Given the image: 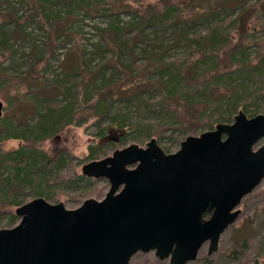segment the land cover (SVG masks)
Instances as JSON below:
<instances>
[{
  "label": "rangeland",
  "instance_id": "obj_1",
  "mask_svg": "<svg viewBox=\"0 0 264 264\" xmlns=\"http://www.w3.org/2000/svg\"><path fill=\"white\" fill-rule=\"evenodd\" d=\"M85 1L36 0L37 3H34L29 0H0V24L8 22L4 26L6 31L0 29V101L5 105L0 118V187L5 185L3 180L10 176L3 162L20 148L30 150L36 147L48 156V163L32 173L33 178L40 179L44 171L52 176L51 181L44 185L50 197L25 192V203L44 197L51 203L63 202L67 208L75 209L88 198L102 200L109 191L110 183L105 178L94 179L83 175L84 164L103 159L116 149L131 144L145 146L152 138H156L168 153L176 152L187 136L213 130L218 124L210 128L205 123L209 119L206 115L205 122L201 121L205 126L189 129L177 120L176 112L162 111L158 106V102L164 100V93L159 88L160 67L150 66L153 62L159 64L161 60L165 67L171 66L170 70L180 68L184 75L182 80L186 82L193 70H197L193 65L204 51L200 45L191 44L190 39L206 36L212 25L210 22L196 25L191 21L193 10L184 0H174L173 6L177 10L171 11L173 17L159 24H155L150 16L160 12L162 0ZM255 2L249 0L247 8ZM58 10L61 17L53 14ZM255 10L246 34H239L230 24L238 16L239 9L227 8L220 13L223 18L221 32L225 30L222 36L230 34L231 37V41H225L229 43L227 49L238 45L237 52L242 50L248 56L233 67H242L237 68L240 71L264 64V0ZM209 13L214 16L212 9ZM177 29L185 31L183 38L178 37ZM221 56H224L223 53ZM114 62L133 71L128 73L131 79L126 83V75L116 79H121L123 86L132 84L139 93L129 100L110 96L108 109L100 110L99 107V112L91 115L92 102L83 93L87 85L82 83V71L88 70L87 81L95 80L93 88H97L102 82V75L96 79L95 72L109 64L118 70ZM152 71L154 73L150 75ZM259 82L258 87L261 86V91H264V78ZM67 85H72L70 94L78 97L75 117H71V122L61 124L55 135L41 143L16 138L28 126L34 125L39 114L44 113L50 104H65L69 100L67 98L73 97L66 91ZM95 90L92 92L94 99L99 97V92ZM101 98L97 99L98 102ZM260 103L264 105V99ZM245 105L240 109L245 111ZM123 107L128 109L130 117L126 130L113 128L101 139L99 130L110 125L114 114ZM263 113L264 107L259 114ZM247 115L255 116L251 111ZM233 121L234 117L223 123ZM141 125L148 129L138 131ZM263 143L264 139L258 146ZM61 157L67 163L58 170L57 161ZM7 191L4 197L0 196V204L4 205L0 211V229L12 228L20 222L15 214L18 206L7 203L12 200V194ZM239 209V218L223 233L219 250L208 255V244L204 245L196 264H264V180L243 199ZM12 214L17 218L15 223L10 224ZM131 264L170 262L159 260L151 252L138 254Z\"/></svg>",
  "mask_w": 264,
  "mask_h": 264
},
{
  "label": "water",
  "instance_id": "obj_2",
  "mask_svg": "<svg viewBox=\"0 0 264 264\" xmlns=\"http://www.w3.org/2000/svg\"><path fill=\"white\" fill-rule=\"evenodd\" d=\"M5 105L0 101V118ZM264 113L240 110L232 123L187 136L167 153L156 138L83 165L110 183L102 200L69 209L36 197L16 208L20 222L0 229V264H131L155 252L171 264L219 250L243 199L264 180Z\"/></svg>",
  "mask_w": 264,
  "mask_h": 264
},
{
  "label": "trees",
  "instance_id": "obj_3",
  "mask_svg": "<svg viewBox=\"0 0 264 264\" xmlns=\"http://www.w3.org/2000/svg\"><path fill=\"white\" fill-rule=\"evenodd\" d=\"M184 1V3L189 4L191 10H193L191 21L196 23V25L204 22H210L212 25L206 36H195L190 39L191 44L200 45L204 51H201V56L198 58L197 63L193 65V68H197V70H193L192 76L188 78L186 82L182 80L184 79V75L183 70L180 68L170 70L171 66L166 65L165 67L161 60H159V64L153 62V64L150 65L152 67H160L159 85L161 86L159 88H161V91L164 93V100L159 101L158 106L163 109L162 111L165 110L170 112V110H172L176 112L177 120L182 122V124L189 129H195L200 125H204L201 124V121L205 122L204 118L206 115H209V119H207L205 123H207L210 128H213L215 123L231 121L236 113L241 110L240 107L244 104H246L244 107L246 113L251 111L253 115L259 114L264 107V105L260 103V100L264 99L262 93L264 91H261V86L258 87V85H260L259 79L261 81V79L264 78V64H261L258 68H244L241 71L237 68L242 67L233 68L248 56L245 55L242 50L241 53L237 52L240 47L238 45H236V47L234 46L233 49H227L229 43H225V41H231V37L230 34L228 36H222V32H225V30L221 32L220 23L223 21V18H221L220 13L227 8L239 9L240 12L238 16L233 18L230 24L233 30L237 31L239 34H246L252 16L257 11L255 8L260 7L262 0H256L255 4L249 8H247L249 0H228L227 2H219V0ZM29 2L37 3L36 0H29ZM160 5L163 6L160 12L151 13L150 16L153 21L155 20V24L162 23L166 19L173 17L171 11L176 9L175 6H173L174 0H162ZM39 8L41 9L40 6ZM210 9L214 11L213 17H211L212 13H209ZM53 14L57 17H61V12L59 10ZM7 23L8 22L4 21L0 24L2 32L6 31L4 26ZM189 26L190 24H188V28ZM184 32L185 31H181V29L178 30V37L183 38L182 34ZM198 50L200 51V49ZM221 53H223L224 56H221ZM114 64L118 66V70L113 69L112 64H109L106 68L105 66H101L100 70L95 72L96 79H98L100 74L102 75V82L97 88H93L96 85L95 80L88 83V70H83V68H81L84 77L82 83H86L87 85H85L86 87L83 93L85 94V98L92 102L91 115L98 113L99 107H101L100 110H107V100L110 96L118 98V100H129L132 97L136 98L135 95L139 93L138 89H133L135 86L132 84L123 86L124 83L121 82L122 80L116 79L117 76L126 75V77H128L125 81L126 83L131 79L128 73L132 74L133 71L119 66L118 62H114ZM110 69H113L111 73ZM151 73L154 72H149L150 75ZM144 84L147 85V82ZM88 86L91 88L88 89ZM71 87L72 85H67L66 91L69 92ZM95 89L99 92V97H102L99 102L97 100L99 97L96 99L92 98L94 94L92 92L96 91ZM105 90L106 92L103 93ZM70 95H73V97L67 98L69 100L65 104L57 106L50 104L44 113L39 114L38 121L32 126H28L26 130H24L22 134H18L16 138H20L23 141H32L36 144L41 143L55 135L59 131V126L61 124H69L71 122V117H75V105L78 99L74 94L71 93ZM97 103L98 108L96 109ZM175 103L176 107L174 108L173 106ZM112 121L110 125L99 130L98 134L101 139H104L107 131L110 132L113 128L121 129L122 131L126 130V126H128L126 123L130 121L128 109L124 107L120 108L114 114ZM114 125L118 127H114ZM145 127L146 126L141 125L138 127V131H146L148 128ZM30 136L32 137L29 138ZM98 147H100V145ZM26 149L20 148L15 155L11 154L9 156L8 161L3 162L10 176L6 180H3L5 185L0 187V196L4 197L8 189L12 194V200L7 202L9 205L20 206L24 204L26 202L24 198L26 197L24 194L25 192H33L35 196L49 195L48 190L44 189V185L51 181L52 176L50 173L44 171L40 179H35L31 175L37 169H42L41 167L44 164L48 163V156L41 150L38 151L36 147L30 150ZM57 163L58 170H60L67 162L64 157H61ZM3 207L4 205L0 204V211ZM16 218L17 217L12 214L10 216V224L15 223ZM194 262L196 264L198 259Z\"/></svg>",
  "mask_w": 264,
  "mask_h": 264
},
{
  "label": "flooded vegetation",
  "instance_id": "obj_4",
  "mask_svg": "<svg viewBox=\"0 0 264 264\" xmlns=\"http://www.w3.org/2000/svg\"><path fill=\"white\" fill-rule=\"evenodd\" d=\"M168 153V152H167ZM151 252H154V251H151ZM150 252V253H151ZM155 253V252H154ZM138 254H140V253H138ZM138 254H136L135 256H137ZM143 254H146V253H143ZM135 256H133V258L135 257ZM133 258H132V260H131V263H132V261H133ZM158 258V257H157ZM159 259V258H158ZM160 260V259H159ZM166 260H168L169 262H170V260L169 259H166ZM171 264V263H170Z\"/></svg>",
  "mask_w": 264,
  "mask_h": 264
},
{
  "label": "bare ground",
  "instance_id": "obj_5",
  "mask_svg": "<svg viewBox=\"0 0 264 264\" xmlns=\"http://www.w3.org/2000/svg\"><path fill=\"white\" fill-rule=\"evenodd\" d=\"M49 112V111H48Z\"/></svg>",
  "mask_w": 264,
  "mask_h": 264
}]
</instances>
